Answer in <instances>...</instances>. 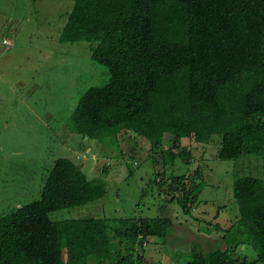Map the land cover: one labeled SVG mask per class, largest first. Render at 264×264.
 I'll use <instances>...</instances> for the list:
<instances>
[{"label": "trees", "instance_id": "1", "mask_svg": "<svg viewBox=\"0 0 264 264\" xmlns=\"http://www.w3.org/2000/svg\"><path fill=\"white\" fill-rule=\"evenodd\" d=\"M72 1L60 42L93 43L92 61L110 76L82 95L72 133H131L161 150L168 169L179 160L187 173L166 178L165 170L161 183L185 216L203 184L197 171L188 174L193 154L184 140L208 145L219 136L223 161L264 156V0ZM233 191L239 219L221 236L226 249L205 253L193 244L182 264H264V179L236 178ZM105 192L76 160L56 159L40 199L0 216V264H143L146 242L164 245L173 233L169 217L50 218ZM233 229L254 260L236 252L240 243L231 247Z\"/></svg>", "mask_w": 264, "mask_h": 264}, {"label": "rangeland", "instance_id": "2", "mask_svg": "<svg viewBox=\"0 0 264 264\" xmlns=\"http://www.w3.org/2000/svg\"><path fill=\"white\" fill-rule=\"evenodd\" d=\"M72 6V0H0V216L39 200L54 161L69 158L106 192L93 203L51 214L53 221L169 217L173 233L164 245L154 238L146 242L143 264H182L193 244L205 253L226 249L221 236L239 219L234 182L264 179V156L223 161L216 157L219 136L208 145L184 140L193 154L188 174L197 171L203 184L191 216H185L161 183L165 170L166 178L187 173L179 160L168 169L161 150L131 133L102 140L72 133L71 115L82 95L110 78L107 68L91 59L93 43L60 42ZM198 227L222 231L207 236L197 233ZM228 242L233 249L240 243L236 252L255 259L235 229ZM93 259L88 264H104Z\"/></svg>", "mask_w": 264, "mask_h": 264}, {"label": "built area", "instance_id": "3", "mask_svg": "<svg viewBox=\"0 0 264 264\" xmlns=\"http://www.w3.org/2000/svg\"><path fill=\"white\" fill-rule=\"evenodd\" d=\"M3 43H4L5 45L8 44V42H7L6 40H4Z\"/></svg>", "mask_w": 264, "mask_h": 264}, {"label": "water", "instance_id": "4", "mask_svg": "<svg viewBox=\"0 0 264 264\" xmlns=\"http://www.w3.org/2000/svg\"><path fill=\"white\" fill-rule=\"evenodd\" d=\"M73 160V159H72Z\"/></svg>", "mask_w": 264, "mask_h": 264}]
</instances>
